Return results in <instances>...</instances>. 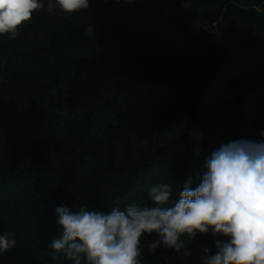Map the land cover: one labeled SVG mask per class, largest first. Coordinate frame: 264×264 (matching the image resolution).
<instances>
[{
	"label": "trees",
	"instance_id": "trees-1",
	"mask_svg": "<svg viewBox=\"0 0 264 264\" xmlns=\"http://www.w3.org/2000/svg\"><path fill=\"white\" fill-rule=\"evenodd\" d=\"M42 3L14 39L0 35V235L17 241L0 264H74L48 247L57 207L151 206L159 183L176 200L222 144L264 140V0H89L55 14ZM91 28L161 53L138 69L95 47ZM175 57V72L153 71ZM157 239L142 236L140 264H204L203 248L216 251L211 232L182 237L187 257L149 253Z\"/></svg>",
	"mask_w": 264,
	"mask_h": 264
},
{
	"label": "clouds",
	"instance_id": "clouds-1",
	"mask_svg": "<svg viewBox=\"0 0 264 264\" xmlns=\"http://www.w3.org/2000/svg\"><path fill=\"white\" fill-rule=\"evenodd\" d=\"M59 6L65 13L89 8V0H48L47 12ZM45 8L42 0H0V35H18V30ZM264 136V132L260 133ZM207 171L199 185H182L173 200V186L159 183L148 194L151 206L135 204L123 210L113 207L105 214L77 211L67 206L55 209L60 235L48 245L52 259L63 254L74 264H140L144 234L156 233L149 253L161 245L190 256L185 240L211 232L216 251L203 248L204 264H264V140L240 139L222 144L206 161ZM14 233L0 235V254L13 248Z\"/></svg>",
	"mask_w": 264,
	"mask_h": 264
},
{
	"label": "rangeland",
	"instance_id": "rangeland-1",
	"mask_svg": "<svg viewBox=\"0 0 264 264\" xmlns=\"http://www.w3.org/2000/svg\"><path fill=\"white\" fill-rule=\"evenodd\" d=\"M90 40L95 43V47L102 46L108 52V55L114 59H123L128 62H133L136 65V68L142 69L143 66H148L147 61L149 58H153L154 56H158L161 50H157L154 47H142V46H133L125 47L123 42L119 40L115 34L107 32L106 30L91 28L90 29ZM184 44V42H183ZM169 64H167L163 68H159L157 70H153L156 73H171L175 72L179 69V60L177 57L170 58ZM144 70L151 71V67H147Z\"/></svg>",
	"mask_w": 264,
	"mask_h": 264
}]
</instances>
